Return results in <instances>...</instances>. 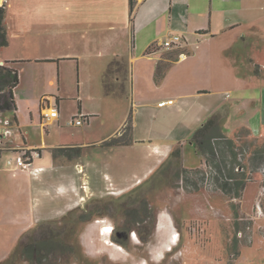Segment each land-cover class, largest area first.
Masks as SVG:
<instances>
[{
  "label": "crops",
  "instance_id": "obj_1",
  "mask_svg": "<svg viewBox=\"0 0 264 264\" xmlns=\"http://www.w3.org/2000/svg\"><path fill=\"white\" fill-rule=\"evenodd\" d=\"M134 1L132 22L129 0L3 1L8 43L0 47V63L8 62L7 66L17 70L19 76V84L13 90L14 124L18 134L4 140L10 141L13 149L38 150L39 155L29 167L16 168L6 164L14 152L2 153L0 264L11 256L32 225L63 216L80 206L81 195L85 194L88 200L89 192L94 190L90 183H87L88 192L81 189L77 171L80 166L87 167L90 159H85L83 166L77 155L75 164L62 166L53 157L56 149L80 148V154L85 156L95 145L117 137L130 116L131 142L115 146L120 147L119 155L115 156L123 160V167L115 174L101 172L106 195L119 197L140 186L159 165L170 159L176 147H182L184 168L202 167L201 156L197 167L185 164L184 148L186 145L193 148L189 143L192 134L215 113L223 114L220 127L229 138H235L243 128L255 137H264V69L249 65L245 53L248 47L255 49L263 38L257 33L242 36L239 29L243 24L255 25L264 19V0ZM171 35L182 38L183 53L169 62L155 83L157 66L166 61V50H148ZM115 61L128 66L125 96L122 74L113 76L114 82L123 86L118 89L120 93H108L103 88V76ZM66 63L87 71L85 88L80 71L79 96L84 94L90 103L82 107L75 99L81 107L80 111L77 108V114L89 117L87 126L71 124L77 114L61 124L62 114L56 108L59 98L52 94L61 91L60 75ZM52 98L55 106L50 107L47 99ZM119 99L124 105L113 106ZM34 100L41 101L38 110L28 109L26 104ZM168 101L172 103L158 105ZM103 106L109 111L106 114L118 117L115 129L104 137L94 128ZM46 107L56 108L58 117H46L49 114ZM45 123L52 126L50 130L44 128ZM137 141L144 143L134 146ZM128 150L135 152L140 172L127 163ZM140 150L145 154L142 157ZM143 158L152 159V164L148 165ZM260 210L264 213L263 206ZM240 213L246 215L241 203ZM98 221L101 224L98 236H104L109 226ZM157 221L156 230L162 236L169 228V221L162 213ZM208 226L209 221L205 223ZM101 240L107 246L109 238ZM112 244L110 247L117 252H125ZM176 245L177 240H170L164 251ZM25 262L18 264H28Z\"/></svg>",
  "mask_w": 264,
  "mask_h": 264
},
{
  "label": "rangeland",
  "instance_id": "obj_2",
  "mask_svg": "<svg viewBox=\"0 0 264 264\" xmlns=\"http://www.w3.org/2000/svg\"><path fill=\"white\" fill-rule=\"evenodd\" d=\"M3 1L0 0V3L3 4ZM255 25L243 24L239 26V29L242 36L257 33L263 38L262 43L255 49L248 47L245 53L248 64L252 63L253 68L258 66L264 69V19L256 21ZM173 52L174 50L166 51L164 55L166 61L163 64L166 65L169 59L178 57ZM63 67L65 69L60 75L61 91L52 94L59 98L56 108L60 115L62 114L61 124H65L77 114L76 98L82 107H87L90 103L84 94L82 97L79 96L80 71L82 87L85 88L88 84L85 78L86 69H81L72 63H66ZM125 77L127 74H122L124 96L128 92ZM107 82L113 89L116 88L117 93H120L118 88L121 84L115 83L112 75H108ZM47 101L50 107L55 106V98L47 99ZM40 102V100H34L29 105L26 104V107L38 110ZM112 104L122 106L124 101L119 99ZM223 111L225 113L226 109ZM106 112L109 111L103 106L100 116L94 122V128L102 134V137L108 136L115 129L118 121L116 115L111 116ZM13 114V111H0V119L11 120ZM186 124L185 119L184 125ZM2 125L3 123L0 122V127ZM83 126H87V122H84ZM51 127L50 124H44L47 131ZM75 128L81 129V127ZM123 133V137L118 138V141L120 144H128L131 142L129 133ZM251 138L264 139V137H255L253 133L241 136L242 140H251ZM1 141L0 156L3 152L12 154L18 151L13 149L10 141L4 138ZM134 143V146L140 147L144 142ZM118 148L120 147L104 143L89 149L85 156L82 154L78 156L80 165L84 166L87 158L90 159L89 162L91 161L87 167H83V172L80 174L81 186L90 183L91 188L94 189L89 192L88 200L74 208L75 211L70 215H67V212L61 217L32 225L20 238L21 246L37 242L43 244V236L47 235L48 240H52L53 244L49 251L43 247L39 248L37 244L33 248V251L39 250L37 254L44 264H264V213L260 210V206H263L264 210V162L256 169L253 182L247 184L240 202L238 199H230L206 187L198 192L187 193L183 189L184 184L181 180L184 176L181 172L182 164L173 156L159 165L140 186L122 196L115 197L106 195L101 172L105 170L115 174L123 167V160L115 156L119 155ZM177 149L178 147L174 150ZM127 152H129L127 163L140 172L141 165L138 163L135 152L129 150ZM142 154L145 155L140 150V157ZM54 158L56 163L62 166L75 164L73 161L77 159L74 155ZM143 159L148 165L153 162L150 158ZM2 160H6L4 155ZM199 160L200 155L186 145L185 164L189 167H197ZM200 168L206 169L204 165ZM179 172L180 178L177 177ZM259 185H262L261 190H258ZM240 203L241 210L246 215L240 213ZM233 205L239 211L241 218L238 220L235 219ZM83 210L92 213L93 217L90 221L81 223L78 218ZM160 213L169 221V228L162 236L158 235L155 228ZM97 220H102L103 225L110 226L107 229L112 228V234L108 238L121 246L125 250L124 253L117 252L114 247L105 246L102 243L101 239L105 237L98 236L101 224H94ZM208 221L209 226L206 228L205 223ZM133 231L136 234V242L130 240V233ZM170 240H177V245L172 250L170 248L164 251ZM103 245L104 249H102ZM236 245L239 251L241 250V254L237 257L234 253ZM19 251L18 248L16 252L19 253Z\"/></svg>",
  "mask_w": 264,
  "mask_h": 264
},
{
  "label": "trees",
  "instance_id": "obj_3",
  "mask_svg": "<svg viewBox=\"0 0 264 264\" xmlns=\"http://www.w3.org/2000/svg\"><path fill=\"white\" fill-rule=\"evenodd\" d=\"M135 4L134 0H129V18L131 22L133 21ZM4 16L5 5L2 4L0 5V47L6 46L8 43L7 32L4 26ZM150 48L148 51L151 50ZM173 53L181 55V53H183V49L178 48L174 50ZM173 60L169 59L166 65L163 64L165 62L164 61L157 66L155 75L156 82L161 79L169 62ZM7 64L8 62H4V64L0 63V111L15 112L16 105L13 90L19 84V76L17 70L8 67ZM127 72L128 66L126 63L116 61L111 63L103 76V88L105 91L110 93L115 92L116 89H113V87L107 82L109 74L113 77L118 74H127ZM122 87L123 86H120L118 89H122ZM77 108L78 111H80V103H78ZM80 114L81 113L78 112L74 118ZM222 116L223 114L218 112L208 117L203 124L194 131L189 140V143L193 146L195 152L203 159L206 169L184 168L182 164L183 150L181 146H179L177 150H174L171 156L182 164L183 168L181 172L184 176H182L181 180L184 184L183 189H185L187 193L198 192L203 187H206L212 189L213 191H217L230 199L239 200L243 196L246 185L253 182V174L257 172L256 169L264 162V139L259 140L257 138H251V140H242V134H251L250 130L244 128L239 130L235 138L225 136L220 127V120L222 119ZM83 118L88 121L89 117L83 116ZM11 120L16 122L15 114L12 115ZM130 131L131 117L129 116L125 127L117 138L113 137L104 143L109 146L128 145L120 144L118 138L123 137V132L130 133ZM71 151H74V153H70ZM71 155L79 156L80 148H60L53 151V157H71ZM180 174V172L177 174L178 178H180ZM232 208L234 210L233 213L235 219H240L241 217L239 211H237L234 205ZM74 211L75 209L70 210L67 215H70ZM92 217V213L83 210L78 218V221L81 223L88 222L92 219ZM65 218L66 216L64 219ZM43 239V244H40V242L35 244H37L39 248L43 247L49 251L51 247H53L52 240H48L47 235H44ZM35 244H24L21 246L19 241L11 256L1 264H18L20 261H26L28 264H44L42 263V258L38 256L39 254H37L39 250L37 249L33 251ZM18 248L20 250L19 253L16 252ZM172 249L173 248H171V250ZM234 250L236 257L239 256L240 251L237 245L234 246Z\"/></svg>",
  "mask_w": 264,
  "mask_h": 264
},
{
  "label": "built area",
  "instance_id": "obj_4",
  "mask_svg": "<svg viewBox=\"0 0 264 264\" xmlns=\"http://www.w3.org/2000/svg\"><path fill=\"white\" fill-rule=\"evenodd\" d=\"M2 5V4H0ZM184 44H183V40L180 36L178 35H171L168 38H166L165 40H163L161 43H156L153 44L151 46V51H155V50H166V51H170V50H176L178 48H183ZM172 101H168V102H160L158 105L159 106H164L165 104H171ZM49 107L45 110H48ZM46 117H50V118H57L58 117V111L56 108H50L49 109V114L46 115ZM0 122L3 123V125L0 127V143H1V139H6L9 136L13 135L14 133H16V126L14 124V122L10 119H5L2 120L0 119ZM84 122H87L86 119L83 118V115H79L76 118L71 120V124L75 125V126H80L82 125ZM39 155V152H37L36 150H26V149H22L19 148V150L14 153L12 155V158H9L6 160V164L9 167H21V168H27L30 166V160H32L33 158H37ZM112 232V228L109 229V234Z\"/></svg>",
  "mask_w": 264,
  "mask_h": 264
},
{
  "label": "bare ground",
  "instance_id": "obj_5",
  "mask_svg": "<svg viewBox=\"0 0 264 264\" xmlns=\"http://www.w3.org/2000/svg\"><path fill=\"white\" fill-rule=\"evenodd\" d=\"M38 171H42V169H39ZM77 171L81 174L82 172H83V169H82V167L80 166V167H78V169H77ZM83 185V184H82ZM81 189L82 190H84V192H88L89 190H88V187H87V183L86 184H84L83 186H81ZM84 201H86V196H85V194L84 195H81L80 196V200H79V204L81 205ZM100 221H96L95 222V224H98ZM110 227V226H109ZM107 231L109 232V229H107ZM108 232H106L105 234H104V237H105V239L107 240V238H108V235H109V233ZM112 233V232H111ZM110 233V234H111ZM107 246H113L114 244H112V240L111 239H109V242H106L105 243ZM119 248V247H118ZM173 248V247H172ZM168 252V251H167Z\"/></svg>",
  "mask_w": 264,
  "mask_h": 264
},
{
  "label": "flooded vegetation",
  "instance_id": "obj_6",
  "mask_svg": "<svg viewBox=\"0 0 264 264\" xmlns=\"http://www.w3.org/2000/svg\"><path fill=\"white\" fill-rule=\"evenodd\" d=\"M156 228V227H155ZM113 231V230H112ZM112 234V233H111ZM110 234V235H111ZM130 240L132 241V242H136V234H135V232L133 231V232H131L130 233ZM121 247V246H120Z\"/></svg>",
  "mask_w": 264,
  "mask_h": 264
}]
</instances>
